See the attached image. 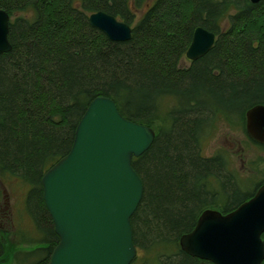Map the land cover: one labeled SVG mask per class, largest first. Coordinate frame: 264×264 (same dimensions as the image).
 <instances>
[{"label":"trees","instance_id":"16d2710c","mask_svg":"<svg viewBox=\"0 0 264 264\" xmlns=\"http://www.w3.org/2000/svg\"><path fill=\"white\" fill-rule=\"evenodd\" d=\"M0 9L12 47L0 54V178L28 185L27 209L42 235L22 259L49 264L58 237L42 175L71 148L87 105L107 96L126 119L159 127L131 159L143 183L130 219L137 252L153 253L158 264H211L186 255L178 240L202 211L228 214L264 184L263 176L247 191L221 150L201 153L215 120L245 129L246 111L264 105V0H0ZM100 11L132 25L130 41L111 42L92 28L88 16ZM199 26L215 42L181 66ZM170 97L176 105L162 113L159 101ZM250 141L263 155L250 161L255 168L264 145Z\"/></svg>","mask_w":264,"mask_h":264},{"label":"water","instance_id":"95a60500","mask_svg":"<svg viewBox=\"0 0 264 264\" xmlns=\"http://www.w3.org/2000/svg\"><path fill=\"white\" fill-rule=\"evenodd\" d=\"M88 20L109 41H130L132 29L112 15L94 12ZM8 24L9 15L0 9V54L12 48ZM191 38L184 56L189 63L206 55L216 36L199 26ZM86 108L70 153L41 178L43 203L58 237L49 264H131L137 249L130 219L143 195L131 159L148 150L155 131L123 117L110 97H95ZM245 123L247 136L264 145V105L249 108ZM195 224L178 240L186 255L211 264H262L264 184L228 214L207 208Z\"/></svg>","mask_w":264,"mask_h":264},{"label":"rangeland","instance_id":"374dc122","mask_svg":"<svg viewBox=\"0 0 264 264\" xmlns=\"http://www.w3.org/2000/svg\"><path fill=\"white\" fill-rule=\"evenodd\" d=\"M180 60L183 66L189 64L185 57ZM175 105L172 97L159 101V109L162 113L170 111ZM212 124L208 137L201 146L202 155L211 156L221 150L226 157L227 168L236 175L242 188L247 191L255 189L253 186L263 179L264 162H260L255 168L250 167L249 164L252 160L257 161L260 156L263 158L262 151L252 144L245 129L239 123L224 121L219 117ZM151 127L156 134L159 127L157 125ZM24 184L13 177L0 178V228L2 229L0 235L3 243L0 264H31L36 260V255L22 259L23 255L34 249L36 246L34 242H39L42 236L28 212L26 205L28 185ZM144 262L158 264L153 253L141 252H136L131 264H144Z\"/></svg>","mask_w":264,"mask_h":264},{"label":"bare ground","instance_id":"6f19581e","mask_svg":"<svg viewBox=\"0 0 264 264\" xmlns=\"http://www.w3.org/2000/svg\"><path fill=\"white\" fill-rule=\"evenodd\" d=\"M129 27H130V26H129ZM196 28H197V27H196ZM196 28H195V29H196ZM195 29H194V30H195ZM92 101H93V100H92ZM87 106H88V105H87ZM85 111H86V110H85ZM84 113H85V112H84ZM84 113H83V114H84ZM82 117H83V115L81 116V118H82ZM81 118H80L79 122L77 123V125H76V127H75L74 137H75V134H76V131H77V130H76V129H77V126H78V124L80 123V121L82 120ZM74 137H73V140H74ZM73 142H74V141H73ZM72 146H73V144H72ZM72 146H71V148H72ZM71 148L69 149V151L67 152V154H65L64 156H67V155L70 153ZM64 156H62V157H64ZM60 159H62V158H60ZM60 159H59V160H60ZM55 163H56V162H55ZM53 165H54V164H53ZM50 168H51V167H50ZM46 171H47V170H46Z\"/></svg>","mask_w":264,"mask_h":264}]
</instances>
